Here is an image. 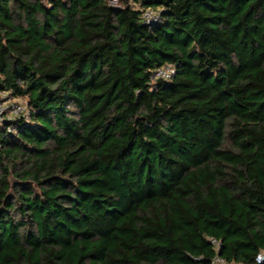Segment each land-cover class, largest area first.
Segmentation results:
<instances>
[{"label":"trees","instance_id":"1","mask_svg":"<svg viewBox=\"0 0 264 264\" xmlns=\"http://www.w3.org/2000/svg\"><path fill=\"white\" fill-rule=\"evenodd\" d=\"M116 1L0 0V264H256L264 0Z\"/></svg>","mask_w":264,"mask_h":264},{"label":"built area","instance_id":"2","mask_svg":"<svg viewBox=\"0 0 264 264\" xmlns=\"http://www.w3.org/2000/svg\"><path fill=\"white\" fill-rule=\"evenodd\" d=\"M109 4L112 6L117 5L116 0H109ZM143 19L146 23H152L159 19V11H153L151 9H145L143 11ZM175 65L173 63H166L155 68L150 77L152 81L157 79L162 80H170L175 75ZM30 110L22 99L15 98L11 99L7 97L5 92H0V122L4 120L10 121L16 118H23L25 120L29 119ZM209 242L213 245L215 250L214 257L210 260V264H244L242 262H237L234 260H227L221 257L218 254L220 248V241L213 237H208ZM264 260V250H260L256 257L255 262L256 264L262 262Z\"/></svg>","mask_w":264,"mask_h":264}]
</instances>
